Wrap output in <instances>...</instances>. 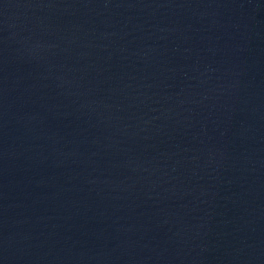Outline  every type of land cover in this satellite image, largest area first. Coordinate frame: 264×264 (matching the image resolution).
<instances>
[{
    "label": "water",
    "instance_id": "1",
    "mask_svg": "<svg viewBox=\"0 0 264 264\" xmlns=\"http://www.w3.org/2000/svg\"><path fill=\"white\" fill-rule=\"evenodd\" d=\"M0 264H264V0H0Z\"/></svg>",
    "mask_w": 264,
    "mask_h": 264
}]
</instances>
